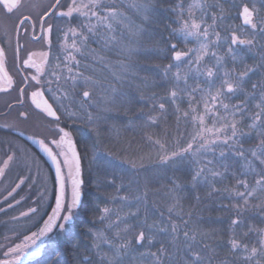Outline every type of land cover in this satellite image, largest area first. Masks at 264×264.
<instances>
[{
  "label": "snow or ice",
  "instance_id": "obj_1",
  "mask_svg": "<svg viewBox=\"0 0 264 264\" xmlns=\"http://www.w3.org/2000/svg\"><path fill=\"white\" fill-rule=\"evenodd\" d=\"M163 3L0 0V14L14 21L0 28V93L16 92L8 109L28 105L17 109L18 120L27 121L30 111L41 116L48 135L27 139L55 169L51 193L45 180L35 206L12 219L37 215L49 195L55 206L36 231L4 251L0 264H23L25 257L41 255V244L58 246L72 232L84 206L85 155L64 118L75 121L82 114L99 136L111 113L135 99L133 86L137 91L147 86L142 61L156 49L150 29ZM258 4L169 0L163 9L172 17L164 41L169 62L157 65L160 83L153 82L150 111L142 117V126L155 131L145 133L139 149L128 145L93 157L105 172L117 166L114 161L127 166L116 188L126 194L114 198L121 203L118 210L95 205L91 227L85 229L88 243L73 245V264H264V0ZM192 41L196 46L188 47ZM37 43L40 49L30 48ZM9 52L19 82L8 70ZM161 87L162 92L155 90ZM173 118L174 128L167 124ZM18 153L27 156V149L18 146L0 161V178ZM150 164L186 172L184 181L168 179V204L152 205L158 214L146 204L147 175L143 191L139 181L123 183L129 174L149 173ZM26 179L19 177L7 190L9 209L15 205L8 198L15 199ZM102 182L116 187L115 176L96 181ZM210 204L229 214L226 228L200 227L201 206Z\"/></svg>",
  "mask_w": 264,
  "mask_h": 264
},
{
  "label": "trees",
  "instance_id": "obj_2",
  "mask_svg": "<svg viewBox=\"0 0 264 264\" xmlns=\"http://www.w3.org/2000/svg\"><path fill=\"white\" fill-rule=\"evenodd\" d=\"M168 3L169 0H164L163 6L165 5V7H167ZM163 17L164 19H167L168 21L172 22V17L169 15L168 12H166V14L163 15ZM164 19L160 20V23L168 22V21L164 22L163 21ZM235 22H238V20ZM162 26L163 25H161L159 29L156 28L155 32H153L150 29L151 35L153 36L154 40L157 42L158 47L160 48V55L157 53L155 49L153 51L152 58H150L147 61H142V64L146 69V71L142 72L141 75L147 76L148 77L147 82H149L148 86L141 85L140 86L141 88L139 87L142 91V95H144L145 98L141 99L139 97L138 95L139 91L136 90V92H134L133 89L131 90L135 99L132 101L131 104H128L129 108H128L127 116L125 117V119L122 120H114V121H118L122 125H130L131 120L142 121V117H145L147 113L150 111V105L147 101V96L151 95L150 88L153 82L157 84L160 83V81L156 79V73L160 71V68H158L157 65L163 66L167 64L169 62L167 57L170 56V52H168L167 47L164 44V41L167 40L168 38V33H166L168 32V29L164 30ZM149 47L152 46L149 45ZM188 47H194V43L190 42L188 44ZM252 62H253V57L250 55L248 57V63L251 64ZM155 90L158 92H162L163 88L162 87L156 88ZM111 116L113 118L112 114ZM111 122H112L111 119L108 120L106 122L105 127L109 129ZM167 124L174 128L175 125L174 118L169 120ZM141 128H138V130H136L131 127L128 130L130 135L124 139H116L118 135H116L115 133H109L108 131H103V133L108 132L109 135L108 134L105 136L97 135L94 139L93 144L91 143L89 146H87V148L85 147V149L79 147L80 153L85 155L86 187L84 190V195H85L84 206L80 210L78 217L75 221V226L73 228L75 232L70 233L67 236L68 239H64L63 241L64 248L61 253L52 252L47 257L43 259H39L36 262L30 264H58V262L59 264H73V259H74L73 245L77 242H79L82 246L88 243V237L85 232V229L91 227L92 220L94 217L93 209L95 205L99 204L101 208H103L104 206H108L113 210H118L120 208L121 203L115 202L114 200L115 197L126 194L123 192L118 193L116 191V188H119L121 185L120 165L114 161V164H116L117 166L112 167L109 170H107V172H105L95 163V161H93V157L96 156L98 153H107L112 150L119 151L121 147L127 148L128 145H131L133 149H139L140 147H142L144 143ZM153 130L155 131V129ZM156 167L158 166L153 165L152 167H149L151 171L149 173L141 172L139 177H134L129 174V176L123 180L125 186L128 185L130 180L139 181L140 189L141 191H143L144 177L145 175L149 177L151 183L149 185V188L147 189L149 195L146 204L150 208V210L153 211L154 214H158V213H155V209L152 208L153 203H155L160 208H164L168 204L167 198L164 196V190L168 184V179L169 178L175 179L177 177H179L181 181H184L186 179V172L181 171L174 173L173 170H167V171L160 170L159 171V173H161L160 175H157L156 177H152L151 173L155 171ZM113 176L116 177L115 188L106 182H102L99 185H97L96 183L98 179L103 181L105 177H107V179H111ZM132 190L136 191L135 185H133ZM187 206L188 204L185 203V207ZM141 212H143V209H141ZM228 215L229 214L227 212H225L215 204H210L207 208L201 206V211L199 213V216L202 217V222L200 223V227L203 230L209 232L213 230L224 229L226 228L228 223ZM220 255L223 256L224 252L221 251Z\"/></svg>",
  "mask_w": 264,
  "mask_h": 264
},
{
  "label": "flooded vegetation",
  "instance_id": "obj_3",
  "mask_svg": "<svg viewBox=\"0 0 264 264\" xmlns=\"http://www.w3.org/2000/svg\"><path fill=\"white\" fill-rule=\"evenodd\" d=\"M1 16L4 18L3 14H1ZM7 21L8 20L5 19L0 22ZM13 22L14 21L12 20L11 23H0V28L4 25H12ZM155 22L156 21H154V24L151 27L153 32H155L156 29ZM30 48L40 49L41 45L39 43L33 44L30 45ZM9 57L10 59L7 65L8 70L10 74L16 78L17 82H19V77L16 75V69L12 65L11 52H9ZM16 95L15 91L7 94L0 93V125H14L12 129L0 128V161L7 159V155L15 152L18 146L20 148L27 149V156H25L24 153H18L15 161L11 163L9 168L6 170V175L3 178H0V207L5 209L4 212H0V246L2 247L0 249V259L5 258L3 253L8 247H14L16 244L22 243L25 235H30L31 232L36 231L38 226L42 225L43 219L47 218L45 213H50L51 207L55 206L54 198L49 195L48 200L44 202V206L40 208L39 213L32 217L33 225L31 226V222H28V225L31 226L32 229L24 233H22L21 225L18 223L14 224V220L12 219L13 215H18L21 211H26L29 207L35 206L33 201H37L39 199V193L43 191L45 187V180H47V189L49 193H51L52 178L55 176V173L47 159L39 153L37 149V146L39 145L36 146L27 139L28 135H35L37 138H42L43 136L48 135L47 126L42 121L41 116L36 114V111H30L29 119L27 121L18 120L17 109L22 107L26 109L28 105H16L15 109H8L6 105L9 102L15 103ZM28 104H30V101ZM64 119L66 121L65 126L67 130L71 131L73 134V140L77 145L78 151L79 147L85 149V147L87 148V146L91 143L93 144L97 133L92 130V126L88 122H86V124L81 122L80 125H77L78 120H75L72 121L75 125L71 124V126H69L67 117ZM81 130L83 132H81ZM21 131H23L25 135H19ZM79 134L81 135L82 141H79ZM105 135H107V132H104L103 136ZM0 167H3L2 163H0ZM19 177H30V179H26L25 184L17 190L18 195L14 194L15 199H21L22 197L24 199H21V203L16 205L15 199L9 197V201L15 205L14 208L9 209L8 202L4 200V197L7 196V190L13 187L15 183L19 182ZM28 228L30 227H27L26 229ZM73 232H75V230H72L71 233ZM11 234H13V236H11ZM64 239H68V237H65ZM64 239L58 246H54V249L52 247V251H48L49 247L41 248V255H39L36 260L27 262L26 264L34 263L39 259H43L52 252L61 253L64 248ZM28 251H31V249Z\"/></svg>",
  "mask_w": 264,
  "mask_h": 264
},
{
  "label": "rangeland",
  "instance_id": "obj_4",
  "mask_svg": "<svg viewBox=\"0 0 264 264\" xmlns=\"http://www.w3.org/2000/svg\"><path fill=\"white\" fill-rule=\"evenodd\" d=\"M236 2L237 3H239V0H236ZM254 2H256L257 3V6H259V4H258V0H254ZM164 8H167V7H165V5L163 6V8L161 9V11L159 12V14L154 18V21H156L155 22V24H156V28L157 29H159V27L161 26V25H163L162 26V28L164 29V30H166V29H168V25L171 23V21H168L167 19H164V17H163V15H165L166 14V11H164L163 9ZM27 11V10H26ZM162 19H164L163 21L164 22H166V21H168V22H166V23H160V20H162ZM1 20H5L4 18H2V16H1V14H0V21ZM12 22V20H8L7 22H0V23H11ZM14 23V22H13ZM235 23H240V21L238 20V22H235ZM8 26L10 27L11 26V24H8ZM165 27V28H164ZM166 33H168V32H166ZM193 43H194V47L196 46L195 45V42L194 41H192ZM156 51H157V53L160 55V48L158 47V45L156 44ZM148 84H149V82H147V86H148ZM151 84V83H150ZM141 85H139V87H140ZM141 88V87H140ZM133 91L134 92H136V90H137V87H136V85H134L133 86ZM138 95H139V97H141V95H142V91H139L138 92ZM142 102V101H141ZM128 108H129V105H126V106H124L120 111H117V112H113V113H111L112 115H113V118L111 119L112 120V122H111V124H110V127H109V129L108 128H106L107 130L106 131H108L109 133H115L116 135H118V137L116 138V139H124V138H126V137H128L129 135H130V133L128 132V130L132 127V128H134V129H136V130H138V128H141V126H142V121L141 120H139V121H137V120H135V121H133V120H131V124L130 125H122V124H120L118 121H114V120H122V119H125V117L127 116V113H128ZM141 112H143V111H141ZM142 115V114H141ZM141 118V117H140ZM127 119V118H126ZM68 120V124H69V126H71V124H73V125H75V123H72V121L73 120H69V119H67ZM81 122H83V124H86V122H87V120L83 117V115L81 114L80 115V119H78V121H77V125H80L81 124ZM143 128V129H142ZM142 128H141V132H142V136L144 137V135H145V133L146 132H149V131H154L153 129H146V128H144L143 126H142ZM89 129H90V126H89ZM81 132H83L82 130H81ZM108 132H107V134H108ZM100 135H104V133H103V131L100 133ZM109 135V134H108ZM112 135V134H111ZM113 136V135H112ZM110 137V136H109ZM79 141H82L81 140V135L79 134ZM115 162H117L118 164H119V162L118 161H115ZM120 165V164H119ZM153 165H155V164H150V165H148V167H152ZM127 166L126 165H120V169L121 168H126ZM155 167V166H154ZM159 171H160V168H159V166L158 167H156V169H155V171L153 172V173H151V175H152V177H156L157 175H160L161 173H159ZM149 175V174H148ZM27 211V210H26ZM13 216H17V217H19V214L18 215H13ZM28 222H31V226L33 225V222H32V217L31 218H24V217H21L19 220H14V224H16V223H18V224H20L21 225V227H22V233H24V232H27V231H30L32 228H31V226H29L28 225ZM23 224V225H22ZM27 227H30V228H28V229H26ZM26 229V230H25ZM25 230V231H24ZM11 236H13V234H11ZM46 247H49V248H51V249H49L48 248V251H52L53 249H54V246H49V245H47V244H41V248H46ZM52 247H53V249H52ZM2 247L0 246V249H1ZM29 262H31V261H29Z\"/></svg>",
  "mask_w": 264,
  "mask_h": 264
},
{
  "label": "water",
  "instance_id": "obj_5",
  "mask_svg": "<svg viewBox=\"0 0 264 264\" xmlns=\"http://www.w3.org/2000/svg\"><path fill=\"white\" fill-rule=\"evenodd\" d=\"M31 142H32V141H31ZM32 143H33V142H32ZM33 144L37 146V144H35V143H33ZM37 149H38L39 153L47 159V161L49 162V164L51 165V167H52V169H53V171H54V173H55V169H54V167L52 166L51 161L47 158V156L44 154V152L40 149L39 146H37ZM38 257H39V256H28V257H25L24 260H23V264H26V263L29 262V261H34V260H36Z\"/></svg>",
  "mask_w": 264,
  "mask_h": 264
}]
</instances>
